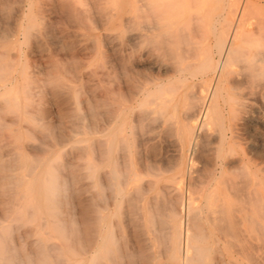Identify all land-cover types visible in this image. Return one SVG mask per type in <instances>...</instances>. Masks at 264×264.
<instances>
[{"label":"bare ground","instance_id":"obj_1","mask_svg":"<svg viewBox=\"0 0 264 264\" xmlns=\"http://www.w3.org/2000/svg\"><path fill=\"white\" fill-rule=\"evenodd\" d=\"M45 1L88 59L62 26L27 74L47 26L0 0V264H264V0Z\"/></svg>","mask_w":264,"mask_h":264},{"label":"rangeland","instance_id":"obj_2","mask_svg":"<svg viewBox=\"0 0 264 264\" xmlns=\"http://www.w3.org/2000/svg\"><path fill=\"white\" fill-rule=\"evenodd\" d=\"M23 1L24 0H9L10 9H13L15 6H23V7H25L24 9L26 10L28 3H26L27 4L26 5ZM29 2L31 3V7H33L31 13L38 19L39 23H43L47 26V31H46V34H44V35L38 34L36 32L26 42L22 43V44H24L23 45L24 47L21 45L22 48H20V50L23 49V52L21 50L19 53L20 65H21L19 67H22V66L25 67L27 74L31 75L32 77L42 79L45 76H43V74H40L39 71L41 69V66L46 63L49 55L56 54V55H58V58H60V59H61V57H63L62 60H64V59L69 60L68 59L69 56L65 52L60 51V49H59L61 41H60V38L58 35H59V31H61L63 27H65L63 29L66 30V33L68 31L67 34L70 35V36H68L67 40L76 42L75 49H74L75 54H76V58L81 62L87 61L88 56L87 55L85 56L82 53V51H83L82 50V44L83 43L81 42L80 38L77 37L78 31L72 25L68 24L63 19V17L61 16L60 13L53 12V11H50V12L47 11V5H46L45 0H29ZM54 16H56V17H54ZM9 20L10 19L7 18V16L4 14V10H2V8L0 6V32L5 27H7ZM54 22H55V24H54ZM91 27H92V66H93L92 67V74L93 75H92V79H91V77L86 78L84 76V73H83V72H85V70L84 69L81 70V73H82L81 83L93 85L95 83V81H92V80H96V78L100 76L101 72H103V68H102L101 63H100L102 60L100 59L99 55H96V52L99 51L102 54L105 52L104 35L106 33H108V31L104 27H102L100 25L98 26L95 22H92ZM55 31H56V33H55ZM57 33H58V35H56ZM19 39H20V41L22 40L21 38H19ZM57 39L59 41H57ZM58 42H59V44H58ZM55 44L58 46V48L56 47ZM53 48L55 50H53ZM56 48H57V51H56ZM21 52L23 53V55H21L22 54ZM12 54H16V53H12ZM21 58H23V59H21ZM23 63H24V65H23ZM22 80H23V78H21L19 76V81L22 82ZM36 104H38V103H36ZM40 107L45 110V121L54 125L56 127V130L61 131V128H63V125L65 123H63V120L60 118V116L58 114L59 106L56 103V101L49 94H47V95H45V97H43L42 101L40 102ZM28 124L29 123L26 121L21 122V125H22V127H24V129L28 126ZM4 135L7 136L8 133L6 132V133H4ZM31 141L32 140H29V139H23V145H24L23 148L26 151V153H29L28 149H29V144L30 145L32 144ZM259 255H260V251L257 252V256H259Z\"/></svg>","mask_w":264,"mask_h":264}]
</instances>
